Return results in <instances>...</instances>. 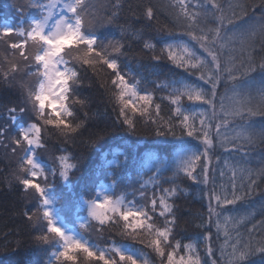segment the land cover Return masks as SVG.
I'll list each match as a JSON object with an SVG mask.
<instances>
[{
    "label": "snow or ice",
    "instance_id": "snow-or-ice-1",
    "mask_svg": "<svg viewBox=\"0 0 264 264\" xmlns=\"http://www.w3.org/2000/svg\"><path fill=\"white\" fill-rule=\"evenodd\" d=\"M37 7L40 15L28 21L27 27L24 21L16 26L0 23V46L7 64L6 69L0 65V88L19 91L21 98L19 107L0 105L7 113L0 117V147L14 155L21 152L11 175L22 194L35 201L34 210L25 211L24 216L38 250L48 254L44 264H78L81 257L87 264H150L147 253L117 242L113 232L151 249L160 264H264V231L253 225L247 227V237L241 232L255 209L235 216L229 208L251 199L258 179H264V156L259 168L249 163L256 149L264 153V55L259 62L255 55L264 53V0H236L227 9L220 0H169L166 7L172 26L159 39L133 30L130 23L121 25L120 0L103 18L88 0H47ZM256 9L259 17L250 15ZM105 19L108 25H117L122 36L142 43V52L151 53L155 64L145 68L137 60L138 71L130 63L122 66L124 42L110 39L105 43L97 34L96 28ZM136 19L153 20L154 8L148 6ZM161 61L183 77L161 79L156 70ZM78 66L97 76L107 69L110 84L105 78L100 87L109 94L116 123L135 135L139 118L155 126L156 138L143 150L140 141H124L119 146L123 151L105 153L86 180L77 176L82 172V158L65 149H58L60 154L52 164L39 156V150L48 147L47 139L55 135L68 143L87 123L88 113L77 122L73 107L78 104L83 109L86 103L77 96ZM158 91L165 93L161 102L171 105L167 119L161 115L162 104L156 102ZM26 115L28 121L23 122ZM258 116L262 118L259 126ZM103 139V133L90 137L88 147L99 150ZM218 147L229 153L223 166ZM217 169L219 190L215 187ZM133 172L147 179L137 181L139 188L129 192ZM169 172L172 175L166 182L172 187L164 188L161 178ZM210 174L214 187L204 192L208 216L198 225L205 233L193 242L174 241L175 198L183 191L176 180L186 177L198 184L202 175L207 188ZM7 183L12 186L11 181ZM58 186L71 194L72 220L58 208ZM149 188L153 189L150 196ZM137 192L144 203L138 202ZM158 218H163V225L157 223ZM213 226L217 240L223 237L219 261L211 244ZM86 233H95L97 241L106 243L101 246ZM201 240L206 258L200 254Z\"/></svg>",
    "mask_w": 264,
    "mask_h": 264
},
{
    "label": "trees",
    "instance_id": "trees-1",
    "mask_svg": "<svg viewBox=\"0 0 264 264\" xmlns=\"http://www.w3.org/2000/svg\"><path fill=\"white\" fill-rule=\"evenodd\" d=\"M47 0H37V5L41 3H46ZM115 0H111L113 4ZM121 9L119 22L121 25L125 23H130L133 25V30H142L146 36H155L157 39L161 35H164V29L170 28L172 26V17L169 14L167 9V4L169 0H120ZM224 5L225 9L229 3H235L236 0H220ZM251 3V0H247ZM34 7L32 10L25 13L22 18H6L5 15L0 14V23L7 22L13 26L18 25L21 21H24L25 27H27L28 21L25 20V17L28 14L38 13L39 8ZM148 6L154 8V19L147 21L145 19L137 20V16H142L143 12ZM112 10V8H111ZM250 15L259 17L260 10L256 9L253 14L250 10ZM5 16V17H4ZM150 25V27L148 26ZM115 31L111 33L110 39L122 40L125 44L126 55L121 58L122 66L123 64H131L133 71H138L136 68V61L139 60L145 68H149L154 61L151 60V53L146 55L142 52V43L137 42L136 40L130 39L128 36H122L120 29L117 25L113 24ZM186 39V38H185ZM259 48V44L257 45ZM159 52V46L157 48ZM256 59L259 62V58L264 53L257 51ZM80 67V66H79ZM156 70L161 74V79L164 77L168 78H182L183 74L179 70L172 68L166 61H161L156 67ZM143 71V69L139 70ZM145 75L147 73L145 72ZM105 78H108L110 84V73L105 69V74L100 76L94 75L93 71L88 68L80 67V80L81 83L77 87V96L79 99L84 100L86 103L81 108L80 105L74 104L73 107L77 113V122L84 119V113H88V120L85 127L81 130V133L76 136L74 140H70L68 143H64L62 138L57 136H52L50 139H47V144L50 143V148L53 154L59 155L58 149H65L68 153L72 154L76 158H82V172L77 173V176H82L84 180L87 179L88 173L97 165H99L103 159L105 153H111L119 148L120 151H123L122 147L124 141L141 142V149L145 146H151L152 142L156 139L154 136V125L148 124L145 125L142 120L137 118L136 124V134L129 135L127 131L122 127V125L117 124V113L113 111V105L109 102V94L105 88L100 87V84ZM189 79L195 80L194 77ZM200 83V82H198ZM149 88L154 87V85L149 84ZM205 87H207L205 85ZM225 90L223 85L219 88V92ZM165 93L158 91L156 93V102L161 103V115L167 119L170 115L171 105L167 101L161 102L160 97ZM19 103V97L15 91L11 93L8 90L0 88V105L7 106H17ZM185 105H188V102L184 101ZM193 109H199L200 105H189ZM6 108H0V117L6 116ZM116 115V116H115ZM257 125L259 126L262 118H255ZM0 123H3V120L0 119ZM54 130V129H53ZM179 132V129H177ZM54 132V131H53ZM104 134V139L100 141L97 149H91L88 147V141L90 137H94L98 134ZM184 139L188 140L189 138L185 137ZM192 144H196V141H191ZM8 153L7 149L0 147V264H44V260L47 258V253L40 252L34 241V232L24 216V212H31L34 204H31L30 201H27V198L20 191V186L12 178L13 165L11 162H8L6 155ZM221 157V166H223V159L226 156L223 153L218 154ZM262 156L264 153L258 148L253 153L250 159V166L253 168H259L262 164ZM109 154L108 159H111ZM215 176V187L219 190L221 183V178L219 176V169L217 170ZM171 173H166L164 177L161 178L162 187H172V184L168 181L171 177ZM141 179H147V176H138L135 172L131 175L132 187H139V184L136 183ZM228 178H225V182ZM203 177L201 175V183H193L188 180L186 177H180L176 180V184L183 190L182 193L175 198V215L177 217V224L174 230L173 239L181 240L182 243H188L195 241L198 237H202L205 233V228L198 227L201 224L202 220H207V210L205 208L204 192L206 191L205 186L202 183ZM7 181H11L12 186L9 187ZM211 184L213 185L212 179ZM68 190L65 188L62 191V194L55 195L59 200L67 202V206H71V194L68 191V195L63 197L62 195L66 194ZM153 189H148V195L152 194ZM139 203H144L140 199H137ZM247 211L255 209V216L252 217L251 222L247 224L246 227L241 228V232L247 237V227H252L256 225L257 231H264V214H261V204H264V179H258L256 190L253 193L251 199L246 200ZM240 205H237V208ZM61 211V210H60ZM75 209L72 207L70 213L63 214L66 219H74ZM157 223L163 225V218H158ZM106 235H108L106 233ZM117 242H122L130 245L132 248L140 249L144 253H147L150 258V264H160V259L151 251V249L146 248L143 244L133 243L131 240H125L120 236H116L115 233H111ZM92 239V238H91ZM103 246L106 241H96ZM47 247V246H43ZM14 249H18L14 251ZM200 254L203 258H206L204 242L201 240L199 243ZM182 252V249H181ZM166 259V257H165ZM78 264H87L83 260V257L79 258Z\"/></svg>",
    "mask_w": 264,
    "mask_h": 264
},
{
    "label": "rangeland",
    "instance_id": "rangeland-1",
    "mask_svg": "<svg viewBox=\"0 0 264 264\" xmlns=\"http://www.w3.org/2000/svg\"><path fill=\"white\" fill-rule=\"evenodd\" d=\"M88 2L95 7L96 13L101 18L104 17L105 13L110 14L111 11H112L111 10V8H112L111 7V5H112L111 4V0H88ZM36 5H37V0H0V14L1 15H5L6 18H9V19H12V18L16 19V18H19V17L22 18L25 15L26 12L32 10L34 7H36ZM39 15H40V11L38 12V14L36 16L31 17V19L35 18V17H38ZM1 23H4V22H1ZM96 31H97V34L101 36L103 41L105 43H107V41L110 40L111 33H113L115 31V29H114L113 25H108L107 21L105 19L103 21V24L96 28ZM121 58L122 57H120V60H121ZM0 65H2L3 68H5V69L7 68V64L4 63L3 46H0ZM19 75L20 74H18V78H19ZM224 91L225 90H223L222 93ZM15 92H16V94L19 97V103H18L19 104L18 107H19L20 103H21L20 94H19V91H15ZM27 121H28V116L26 115L24 117V121L23 122H27ZM50 131H55V130L50 129ZM6 143H7V141H6ZM48 146L52 147L50 145V143H48ZM50 147H47V149L39 150V156H40L41 161L44 162V163H48V164H52L53 157H54L52 152H50L51 149H52ZM7 150H8V153L6 155V159H7L8 162L12 163V165H13L12 168H13V170H15L16 167H17L18 157L21 154V152H20V150H17V153L14 155V154L11 153L10 149H7ZM216 152H217V154L223 153L224 155H229V153H225L223 151V149H220L219 147L217 148ZM213 163L215 164V160L213 161ZM217 173L218 172H216V174ZM229 176H230V173H229ZM225 178H228V177H225ZM49 179H51V177ZM134 188L138 189L139 187L138 186L130 187V188H128V191L132 192ZM64 189L65 188H62L61 186H58L57 189H56V193L57 194H62V191H64ZM205 189L209 193L213 190V186L211 184V174H210L209 183L207 185V188H205ZM68 194L69 193L67 191L66 194H64L62 196L66 197ZM129 198L131 199V196ZM137 199H139L138 192H137ZM27 201H30L31 204H34V206H33V209H34L35 201L32 198H30V197H27ZM141 201H143V200H141ZM247 202L248 201H244V202H242L240 204H237V205H240V206H238V208H237V205H236L234 207V209L232 208V206H229V208L232 210V214L235 215V216H238V215H242L245 212H247L246 208H248V207H245V205H247ZM67 205H68L67 202H64L61 199V200H59L58 208L61 211L63 210L65 213H70L72 207L71 206H67ZM208 205H209V201L206 199L205 208L207 210V214H208ZM213 206H215V205H213ZM68 220H72V219H68ZM86 235H88L92 239H95V240L97 239L95 233H86ZM211 235H212V241H211L212 248H213V251H214V253L216 255V259L219 261L220 257H219L218 249L220 247V244L223 241V237H221L219 241L217 240L216 231H215V227L214 226L211 228ZM205 252H206V249H205ZM220 264H224V262H220Z\"/></svg>",
    "mask_w": 264,
    "mask_h": 264
}]
</instances>
